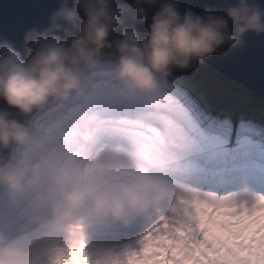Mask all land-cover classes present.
I'll return each mask as SVG.
<instances>
[{
  "label": "clouds",
  "instance_id": "1",
  "mask_svg": "<svg viewBox=\"0 0 264 264\" xmlns=\"http://www.w3.org/2000/svg\"><path fill=\"white\" fill-rule=\"evenodd\" d=\"M52 21L49 30L26 34L24 58L0 44V264H37L46 253L57 264L84 243L86 230L164 206L182 218L186 194L164 163L169 152L187 150L177 121L134 105L166 92L172 69L236 47L246 32H264V16L247 0L201 14L181 13L175 0H74ZM126 21H147V34L141 38ZM101 72L107 82L93 78ZM77 95L84 106L69 111ZM117 97L131 102L130 121L109 113ZM34 113L46 114L42 127L26 122ZM9 213L22 215L13 225Z\"/></svg>",
  "mask_w": 264,
  "mask_h": 264
},
{
  "label": "rangeland",
  "instance_id": "2",
  "mask_svg": "<svg viewBox=\"0 0 264 264\" xmlns=\"http://www.w3.org/2000/svg\"><path fill=\"white\" fill-rule=\"evenodd\" d=\"M138 33L141 38L147 34ZM119 35L120 30L116 29L112 38H119ZM111 59L109 53L103 54L106 67ZM195 63L202 67L200 63ZM194 71L190 67L172 69L166 82V92L150 105L138 104L134 107L163 111L177 121L179 136L187 150L169 152L164 163L170 182L180 193L194 194L201 200H228L237 210L241 206L250 210L258 200H264V98L243 87L244 104L236 112L226 101L231 100L228 96H224L227 99L222 101L218 92L208 86L209 81L218 89L229 87V92L235 90V82L226 85L225 78L218 71V75L205 71L207 80L199 81L196 76H190L199 75ZM93 78L107 82V73L93 74ZM130 103L119 97L111 102L108 111L115 121L123 123L133 118L134 113L125 111ZM82 106L84 98L74 96L69 111ZM249 106L255 107L254 110ZM3 107L0 102V108ZM45 115L34 113L25 119L34 127H42ZM193 213L195 215V210ZM21 215L9 213V223L14 225ZM162 218L171 221L177 219V215L164 206L154 210L147 218L138 217L124 225H97L86 230L84 252L88 264H126L129 256H139L143 247L142 238L154 227H159ZM191 226L195 228L194 221ZM161 230L167 231L163 225ZM203 231L197 228V232ZM200 239H203L202 235ZM51 261L50 253L41 254L37 264H51Z\"/></svg>",
  "mask_w": 264,
  "mask_h": 264
},
{
  "label": "snow or ice",
  "instance_id": "3",
  "mask_svg": "<svg viewBox=\"0 0 264 264\" xmlns=\"http://www.w3.org/2000/svg\"><path fill=\"white\" fill-rule=\"evenodd\" d=\"M181 203L182 218H162L159 227L142 238L141 254L129 256L126 264H264V200L250 210L243 206L237 210L228 200H201L194 194L181 197ZM197 228L204 231L199 233ZM57 264H88L83 241Z\"/></svg>",
  "mask_w": 264,
  "mask_h": 264
},
{
  "label": "water",
  "instance_id": "4",
  "mask_svg": "<svg viewBox=\"0 0 264 264\" xmlns=\"http://www.w3.org/2000/svg\"><path fill=\"white\" fill-rule=\"evenodd\" d=\"M74 0H0V44L11 45L21 58L26 56L27 33L45 32L52 27V17L61 7L70 8ZM117 4L130 6L131 0H115ZM183 13L191 9L196 14L205 10L226 11L236 0H175ZM249 7L264 16V0H247ZM156 9L149 11V20ZM126 26L147 33L148 22ZM63 36V32L57 33ZM75 35V33H72ZM203 62L227 79L241 84L245 89L264 98V32H246L236 47H222Z\"/></svg>",
  "mask_w": 264,
  "mask_h": 264
},
{
  "label": "trees",
  "instance_id": "5",
  "mask_svg": "<svg viewBox=\"0 0 264 264\" xmlns=\"http://www.w3.org/2000/svg\"><path fill=\"white\" fill-rule=\"evenodd\" d=\"M198 63H200L202 65L201 68L199 67L200 65L195 63V62H193V64L190 66V68L195 70L194 72H196V74L199 73V75H193L192 74V75H190L191 77H195L196 76L199 81L201 80V81L205 82V80H207L206 79L207 76H205L206 75L205 71L210 72V73H215L216 75H218L217 74L218 72L214 68H212V67L210 68L209 65H206V64L201 63V62H198ZM221 76H223V75H221ZM223 77L226 79V80L224 79V81H226V85H228V84H232L233 85L234 84V81H231V80L227 79L225 76H223ZM227 80H229V81H231L233 83H230ZM208 86H210L212 88V90H216L218 92V94L221 96L220 98H222V99L219 98L220 100L224 101L225 99H227V97L224 98V96H228V98H230L232 101L231 100H226V101L229 102L230 105L233 106L236 109V112L238 111L237 108L239 109L241 107V105L244 104L243 103L244 101H242L243 97H244L243 94H242L243 93L242 91H244V88H243V86L241 84L235 82V86H236L235 90L231 89L229 92L227 91V89L229 87L227 89H218L216 84H214V86H213L212 84H210L209 81H208ZM239 99L241 101H239ZM248 108L251 109V110H254L253 108H255V107L249 106Z\"/></svg>",
  "mask_w": 264,
  "mask_h": 264
}]
</instances>
